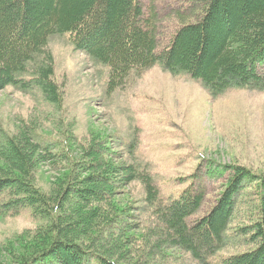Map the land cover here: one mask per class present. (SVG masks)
Listing matches in <instances>:
<instances>
[{
	"label": "trees",
	"instance_id": "16d2710c",
	"mask_svg": "<svg viewBox=\"0 0 264 264\" xmlns=\"http://www.w3.org/2000/svg\"><path fill=\"white\" fill-rule=\"evenodd\" d=\"M190 1L196 8L177 12L180 23L167 47L158 52L160 20L153 5L146 16L142 0H0V90L11 84L37 88L46 101L61 106L54 56L46 50L56 33H67L74 49L107 67V94L156 64L200 80L215 97L231 88L264 90V0ZM25 73L30 77L23 78ZM33 128L25 123L21 131L0 138L4 165L0 167V194L5 196L0 214L30 208L34 217L45 222L37 234L42 239L38 250L20 256L16 264H87L91 257L99 264H140L128 263L123 254L122 263L113 261L112 250L103 246L116 242L113 248L118 252L122 248L120 238L112 235L124 216L108 217L107 212L115 209L104 201L112 199L114 188L125 189L134 181L144 185L145 204L157 226H162L156 249L179 248L201 264H211L209 258L231 244L227 231L237 196L243 188L254 187L256 217L243 231L257 245L225 257L221 264H264V174L209 164L206 177H222L224 186L212 208L190 220L205 197L200 177L194 175L177 197L163 201L147 168L126 160V155L130 159L135 155L137 139L127 143L123 155L112 152L107 140L94 138L79 145L78 153L73 133L66 135L65 149L61 141L38 137ZM91 158L94 165L88 162ZM45 162L59 173L49 192L33 182L35 170ZM94 203L97 206L92 208ZM81 224L85 236L93 234L86 243L74 232Z\"/></svg>",
	"mask_w": 264,
	"mask_h": 264
},
{
	"label": "rangeland",
	"instance_id": "374dc122",
	"mask_svg": "<svg viewBox=\"0 0 264 264\" xmlns=\"http://www.w3.org/2000/svg\"><path fill=\"white\" fill-rule=\"evenodd\" d=\"M142 3L146 16L151 14V5L156 7L160 20L158 52L167 47L180 23L177 12H189L195 7L190 0H142ZM68 36L53 34L46 47L54 56V79L61 92V106L46 101L37 88L8 85L0 90V138L3 134L14 135L27 123L33 125L38 137L61 141L65 149H68L66 135L73 133L78 140V146L74 147L78 153L79 145L94 138L96 142L107 140L113 146L111 151L122 155L128 150L127 143L137 139L135 155L130 159L125 154L126 160L139 162L142 170L147 168L163 201L176 197L193 181L194 175L200 177L205 197L201 209L190 220L206 214L224 186L222 177H206L209 164L244 167L264 174V90L231 88L215 97L200 80L186 73H171L156 64L138 77L131 75L122 88L107 94V67L74 49ZM21 76L30 77L29 73ZM122 142L126 145L115 147ZM93 160L88 162L94 165ZM3 166L0 161V167ZM58 174L45 162L35 170L33 182L49 192ZM112 191V199L104 201V205L111 204L115 211L110 209L107 215L112 218L124 215L122 223L116 224L120 231L112 235L120 238L121 253L113 248L116 242L103 245L113 251L109 250L113 261L122 263L123 254L128 263L201 264L179 248L156 249L162 226H157L151 217L141 181ZM4 197L0 194V204ZM236 201L237 209L227 231L231 244L210 257L211 264H221L225 257L257 245L248 240L250 233L243 231L256 217V189L243 188ZM96 206L94 203L92 208ZM139 206L145 210L138 209ZM44 223L32 215L30 208L0 214V264H16L20 256L38 250L42 239L37 234ZM82 227L79 225L74 232L86 243L93 234L85 236ZM92 231L95 233L96 229ZM87 264L99 263L91 257Z\"/></svg>",
	"mask_w": 264,
	"mask_h": 264
}]
</instances>
